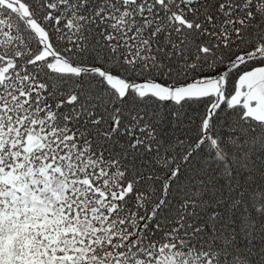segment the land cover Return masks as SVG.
Wrapping results in <instances>:
<instances>
[{"label": "snow or ice", "instance_id": "obj_1", "mask_svg": "<svg viewBox=\"0 0 264 264\" xmlns=\"http://www.w3.org/2000/svg\"><path fill=\"white\" fill-rule=\"evenodd\" d=\"M0 264H264V0H0Z\"/></svg>", "mask_w": 264, "mask_h": 264}]
</instances>
